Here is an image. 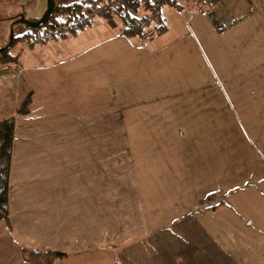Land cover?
Masks as SVG:
<instances>
[{
	"label": "rangeland",
	"instance_id": "1",
	"mask_svg": "<svg viewBox=\"0 0 264 264\" xmlns=\"http://www.w3.org/2000/svg\"><path fill=\"white\" fill-rule=\"evenodd\" d=\"M181 2L180 10L168 6L161 12L163 33L118 38L134 46L145 44L139 51H121L120 77L131 88L145 84V89L157 92L154 104L180 106L182 111L170 113L171 121L190 125L184 139L176 138L160 151L144 144L152 158L141 159L139 166L144 165L136 179L148 232L129 241L130 248L108 249L97 254L98 259L95 254L74 255L63 264H121L122 252L135 264H264V0H221L207 12L200 11L203 5L197 1L199 5ZM45 7V0H0V50L9 45L10 31L13 37L28 30L18 23L21 15L37 20ZM149 17L157 19L154 14ZM94 19L87 24L94 26ZM111 26L103 34L90 31L93 35L87 39L67 32L74 43L69 55L80 50L81 41L96 43L116 34L117 27L113 22ZM26 40L9 49L16 62H6L0 54V121L15 119L26 98L29 112L32 92L23 77L42 88L50 86L60 100L55 103L58 109L62 104L81 109L85 103L102 101L96 79L102 68L97 61L109 44H97L74 64L60 63L30 74L19 63L21 51L29 46ZM75 66L83 71H73ZM139 100L130 98L128 104ZM140 128L137 136L132 127L128 132L142 141L145 129ZM164 153L178 176L172 177L163 166ZM178 161L179 166L185 162L192 167L178 169ZM199 195L202 201L215 196V202L229 200L239 213L238 227L251 224L240 230L242 235H226L222 223L198 215L212 205L199 207ZM8 235L0 221V264H26Z\"/></svg>",
	"mask_w": 264,
	"mask_h": 264
},
{
	"label": "crops",
	"instance_id": "2",
	"mask_svg": "<svg viewBox=\"0 0 264 264\" xmlns=\"http://www.w3.org/2000/svg\"><path fill=\"white\" fill-rule=\"evenodd\" d=\"M186 1L202 3L200 0ZM168 6L163 3L158 8L159 13L165 12ZM215 6L207 1L200 11L207 12L206 9H214ZM96 19L94 26L87 24L71 36L87 39L93 35L90 31L106 33L112 30L111 22L113 27H117V33L96 43L89 42L91 39L81 41L80 50L70 56L74 43L67 36L68 31L62 29L61 35H55V38H48L47 34L28 37L26 42L29 46L19 55L23 70L32 74L52 69L60 63L74 64V60L79 56L82 59L86 55L84 53L97 44H109L105 55L97 61L102 68L96 77L102 94V101L97 104L85 103L81 109L62 104L58 109L56 104L60 100L50 91V86L42 88L41 84L34 85L32 80L26 81L23 77L26 88L32 92V101L29 112L15 115L14 119L8 172L11 231L6 229L8 238L20 253L22 247L65 251L66 256L53 264H63L74 255L95 254L98 259L97 254L107 253L108 249L130 248L129 241L148 232L136 179L144 165L139 166L141 159L148 161L152 158L147 156L144 147L146 144L155 145L160 151L165 144H175L172 142L174 139H184L190 128V125L183 123L179 126V123L171 121L173 116L170 113H175L176 108L182 111L180 106L154 104L153 96L157 92L148 91L145 84H141L142 88H131L132 85L120 77L121 51H139L145 44L134 46L131 42H120L118 38L124 36L118 34L121 22H116L112 14L109 19ZM60 50L64 54L57 58ZM65 53L68 56L64 57ZM139 59L144 60L142 57ZM79 68L82 72L79 66L71 69L79 71ZM107 96H112V99ZM133 97L140 99L138 104H128ZM129 127L135 136L140 131L138 129L144 127L143 140L133 138L128 132ZM181 127L184 130L181 131ZM166 155L164 153L161 157L163 166L172 177L178 176ZM185 167L192 166L184 162L178 169ZM215 201L216 196L202 201L199 195L196 201L199 207L208 202L207 205H212L201 209L198 215L222 223L226 235H242L240 230L251 222L247 226L245 222L244 227L239 228V213L229 200ZM182 211L183 207L180 213ZM174 213L177 211L173 209Z\"/></svg>",
	"mask_w": 264,
	"mask_h": 264
},
{
	"label": "trees",
	"instance_id": "3",
	"mask_svg": "<svg viewBox=\"0 0 264 264\" xmlns=\"http://www.w3.org/2000/svg\"><path fill=\"white\" fill-rule=\"evenodd\" d=\"M54 0L52 16L38 28H28L23 34L14 35L9 41V45L0 50L1 57L6 62H16L17 56H11L8 52L11 47L23 38H37L47 34L48 38H55L57 28L65 29L70 34H75L81 30L90 20L80 21L79 15L90 8L96 7L101 3L115 2L116 6L112 9V16L121 22L120 34L128 37H147L152 34H161L165 31L162 16L159 17L158 8L167 3L169 6L180 10L181 6L173 0H161L155 4L150 0ZM202 5L207 1L211 5L218 4L221 0H200ZM143 2V3H142ZM199 3V1H197ZM197 4V3H196ZM89 5V7H85ZM121 13V14H120ZM156 15L155 22L151 21L150 15ZM23 26V25H22ZM24 28H27L23 26ZM27 103L29 98L24 99L17 115L28 112ZM26 106V107H25ZM15 130L13 118H6L0 121V221L4 222L8 230L11 231V224L8 217V172L10 167L12 139ZM201 202V201H200ZM21 254L28 264H53L55 260H60L66 256L65 251L51 248L28 249L21 248ZM121 264H135L125 253H119Z\"/></svg>",
	"mask_w": 264,
	"mask_h": 264
},
{
	"label": "built area",
	"instance_id": "4",
	"mask_svg": "<svg viewBox=\"0 0 264 264\" xmlns=\"http://www.w3.org/2000/svg\"><path fill=\"white\" fill-rule=\"evenodd\" d=\"M139 1H144V0H139ZM150 1L157 4L161 0H150ZM173 1H175L178 4H181V0H173ZM119 2H120V6L124 5L122 0ZM115 6H116L115 2H113V3L105 2V3L99 4L96 7H90L88 9H86L82 15H79L78 20L83 21V20H92L94 18H104L105 16H107V14H109V12L112 11V9H114ZM188 13L191 14L192 11H189ZM151 20L154 21L155 18L154 19L151 18ZM61 33H62V29L57 28L54 34L56 36H59V35H61Z\"/></svg>",
	"mask_w": 264,
	"mask_h": 264
},
{
	"label": "water",
	"instance_id": "5",
	"mask_svg": "<svg viewBox=\"0 0 264 264\" xmlns=\"http://www.w3.org/2000/svg\"><path fill=\"white\" fill-rule=\"evenodd\" d=\"M46 3V7L45 10L43 12V14L41 15L40 18H38L37 20H26L23 15H21L18 23H21L22 25H24L27 28H38L41 25H43L44 23H46V21L52 16L53 14V9H54V0H45ZM85 7H89V5H85ZM12 33V31H10ZM10 33V38H12V34Z\"/></svg>",
	"mask_w": 264,
	"mask_h": 264
}]
</instances>
